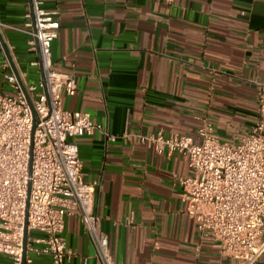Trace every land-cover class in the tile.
Listing matches in <instances>:
<instances>
[{"label":"crops","instance_id":"obj_1","mask_svg":"<svg viewBox=\"0 0 264 264\" xmlns=\"http://www.w3.org/2000/svg\"><path fill=\"white\" fill-rule=\"evenodd\" d=\"M28 8L29 0H0V36L12 62L0 44L3 93H11L6 62L27 83L41 78L30 64L38 52L20 30ZM43 8L59 11L53 68L77 81L73 96L62 94V106L101 126L76 141L113 261L236 264L186 211L180 180L190 174L187 157L158 153L139 135L195 137L210 121L220 141L245 137L264 83V0H44ZM61 236L76 251L63 264H101L77 212L65 218ZM26 258L54 264L33 251ZM0 264L13 262L0 253ZM256 264H264V254Z\"/></svg>","mask_w":264,"mask_h":264},{"label":"built area","instance_id":"obj_2","mask_svg":"<svg viewBox=\"0 0 264 264\" xmlns=\"http://www.w3.org/2000/svg\"><path fill=\"white\" fill-rule=\"evenodd\" d=\"M43 3L30 0L20 29L29 49L38 52L30 64L39 66L43 79L27 83L19 74L23 91L9 62L4 64L11 93L0 92V253L21 264L26 227L25 262L33 251L63 264L76 255L61 233L65 218L77 212L101 264H118L93 208L95 183L81 174L76 141L101 126L88 113L62 106V94L73 96L77 81L53 68L50 43L58 35L59 11L45 10ZM258 89L257 118L239 143L220 141L210 121L195 137L139 135L158 153L187 157L190 174L180 180L186 211L236 264H256L264 254V83ZM33 231L43 236L32 237Z\"/></svg>","mask_w":264,"mask_h":264},{"label":"water","instance_id":"obj_3","mask_svg":"<svg viewBox=\"0 0 264 264\" xmlns=\"http://www.w3.org/2000/svg\"><path fill=\"white\" fill-rule=\"evenodd\" d=\"M29 4H30V0H29ZM0 44H1V47H2L3 51H4L5 54H6V57L8 58V61L12 64V62H11V58H10V55H9V53H8V50H7V48H6V46H5V43L3 42V39H2L1 36H0ZM13 72L15 73V75H16V77H17V79H18V82H19V84H20L22 90L24 91V86H23V83H22V81H21V79H20V77H19V74H18L17 70H15V69L13 68ZM41 79H43V74H41ZM34 127H35V124L33 125L32 131L34 130ZM26 237H27V230H26V227H25V232H24V254H23V259H22V263H21V264H25V245H26Z\"/></svg>","mask_w":264,"mask_h":264}]
</instances>
